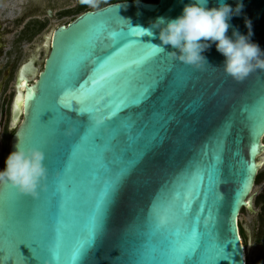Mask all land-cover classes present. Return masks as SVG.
<instances>
[{
  "label": "water",
  "instance_id": "obj_1",
  "mask_svg": "<svg viewBox=\"0 0 264 264\" xmlns=\"http://www.w3.org/2000/svg\"><path fill=\"white\" fill-rule=\"evenodd\" d=\"M226 2L235 8L238 0ZM242 2L243 10L229 22L233 27L227 35L232 36L233 28L247 35L245 20H251V40L264 50V0ZM188 3L190 0L122 1L86 12L54 31L43 69H26L32 83L26 75L27 85L19 91L21 75L16 84L12 124L17 123L19 116L21 119L10 138L6 158L15 150L19 137L21 146L26 149L39 147L45 152L47 168V177L42 181L38 198L24 197L25 210L16 219L27 227L28 221L37 216L45 231L51 232L60 214L57 182L69 179L62 172L63 162L72 139L82 131L77 116L60 125L57 148H45L41 143L42 137L53 127L51 120L46 121L52 118V112L58 111L57 105L63 99L61 66L68 52L101 20L110 19L115 30L125 35L113 39L101 37L93 43L90 51L81 45L83 59L74 81L77 87L84 84L91 87L93 79L106 76V80L101 81L104 87L99 95L104 96L103 103H107L112 98L108 93L113 92L115 96L120 90H135L141 83L163 75L167 69L184 82L183 88L166 93L172 79L169 76L143 104L122 114L133 116L136 121V127L130 133L135 138V147L139 149L149 143V150L123 182L108 214L104 236L90 251L84 264H125L126 242L137 228L143 226L153 203L167 199L171 187L196 166L211 167L216 172L209 182L205 180L198 204L204 209L201 230H206L213 241L223 244L228 254L217 264H246L238 217L241 209L250 204L264 152V130L253 134L252 122L245 110L250 112L264 104V70L254 71L243 81L234 80L225 74L222 66L225 57L216 50L215 44L203 53L208 63L199 67L185 64L172 55L170 52L176 51L179 55V51L171 45L163 46L165 51L144 65L134 63L148 50L156 48L154 44H162L158 29H153L152 36L143 29L151 28L159 17L177 18ZM216 4L217 0H210L209 7ZM19 93L23 98L22 110L15 102ZM47 111L42 117L44 122L41 115ZM65 115L71 116L70 111ZM108 130L105 126V135ZM77 169L79 174L75 180L87 183L91 179L90 166L78 163ZM7 185L0 183V197L9 190ZM192 212L197 213V209L193 208ZM16 229L6 203L0 198V264H36L25 244L19 245L20 253L17 250L9 259L8 247L12 240L18 239ZM43 264L49 262L45 260Z\"/></svg>",
  "mask_w": 264,
  "mask_h": 264
},
{
  "label": "snow or ice",
  "instance_id": "obj_2",
  "mask_svg": "<svg viewBox=\"0 0 264 264\" xmlns=\"http://www.w3.org/2000/svg\"><path fill=\"white\" fill-rule=\"evenodd\" d=\"M123 35L125 33L115 30L110 19L101 20L66 55L61 66L63 99L57 105L58 111L52 112L54 115L46 121L51 120L53 127L41 139L45 148H57L60 125L65 120L79 117L82 131L72 139L63 162L62 172L69 179L67 182H59L60 179L57 182L60 214L51 232L45 231L37 216L24 227L16 217L23 214V198L30 195L20 193L8 184L9 190L0 198H3L17 225L15 236L18 237L8 247L9 259L17 250L20 253L19 245L25 244L36 264H43L45 260L49 264H84L90 251L104 236L108 214L123 182L149 150V143L139 149L135 147V138L130 133L136 127V121L133 116L122 114L129 108L143 104L160 83L172 76L171 69L165 70L163 75L151 82L141 83L135 90H120L115 96L113 92L108 93L112 98L107 103H103L105 97L99 95L104 87L101 81L106 80V76L93 79L91 87L87 84L77 87L74 84L83 59L81 45L90 51L93 43L101 37L113 39ZM160 53V49L151 48L134 63L144 65ZM183 87L182 78L176 75L172 76L165 91L170 94V90ZM22 99H17V107ZM69 111L71 116H66L65 113ZM245 111L252 122L253 134L264 130V104L250 112ZM46 113L48 111L42 113L41 120ZM98 114H101L99 118ZM105 126L109 128L107 135L103 132ZM78 163L90 166L91 179L87 183L75 180L79 174ZM215 175L214 168L193 167L171 187L167 199L155 201L143 226L137 228L126 242L125 264H217L219 260L226 259L228 254L224 245L213 241L206 230H201L204 212L201 204H198L201 190L205 180L209 182ZM193 208L197 209V213L192 212ZM38 235L42 238L35 239Z\"/></svg>",
  "mask_w": 264,
  "mask_h": 264
},
{
  "label": "clouds",
  "instance_id": "obj_3",
  "mask_svg": "<svg viewBox=\"0 0 264 264\" xmlns=\"http://www.w3.org/2000/svg\"><path fill=\"white\" fill-rule=\"evenodd\" d=\"M82 3L94 6V0H81ZM210 0H190L185 4L182 14L175 19L159 17L149 29H143L150 36L153 29H158L161 45L154 46L165 51L167 45L179 51L170 52L188 65L200 66L207 62L203 55L212 44L225 59L223 70L226 75L236 81L245 80L256 70H264V50L259 44L252 42V22L245 20L248 34L244 35L233 28L232 36L227 33L229 22L243 10L242 0L236 7L230 6L226 0H217L214 7H209ZM142 29V28H141ZM45 152L39 147L25 148L18 143L15 150L5 160V168L0 170V183H8L18 192L38 198L42 181L47 177Z\"/></svg>",
  "mask_w": 264,
  "mask_h": 264
},
{
  "label": "flooded vegetation",
  "instance_id": "obj_4",
  "mask_svg": "<svg viewBox=\"0 0 264 264\" xmlns=\"http://www.w3.org/2000/svg\"><path fill=\"white\" fill-rule=\"evenodd\" d=\"M13 1H16L15 4L0 9V91L2 94L10 85L14 89L9 108L11 118L16 84L23 69H43L56 29L67 26L86 12L116 2L137 0H107L102 4L94 1V6L84 4L81 0ZM26 77L31 82L32 77Z\"/></svg>",
  "mask_w": 264,
  "mask_h": 264
},
{
  "label": "rangeland",
  "instance_id": "obj_5",
  "mask_svg": "<svg viewBox=\"0 0 264 264\" xmlns=\"http://www.w3.org/2000/svg\"><path fill=\"white\" fill-rule=\"evenodd\" d=\"M49 1V0H48ZM58 1H73V0H58ZM95 3H104L107 0H94ZM147 1V0H145ZM13 0H0V9H6L5 6L15 4ZM13 87L12 85L6 87V90L1 94L0 91V170L3 169L1 162L2 151L4 148V142L6 137H10L15 131L18 123L12 124L10 115V104L13 98ZM12 124V125H11ZM11 138V137H10ZM10 142V140H9ZM264 152L261 157V166L259 171H264ZM263 162V163H262ZM264 192V179L260 184L254 185L251 191V200L248 208H245L243 212L239 214L238 221L242 222L245 226L249 236L250 245L246 249V264H250L257 256L264 261V234H261L260 221L258 219L259 208L255 205V198Z\"/></svg>",
  "mask_w": 264,
  "mask_h": 264
},
{
  "label": "trees",
  "instance_id": "obj_6",
  "mask_svg": "<svg viewBox=\"0 0 264 264\" xmlns=\"http://www.w3.org/2000/svg\"><path fill=\"white\" fill-rule=\"evenodd\" d=\"M150 2H157V0H147ZM14 133V132H13ZM13 133L11 134L10 137H12ZM10 137H6L5 142H4V148L2 151V156H1V162L3 164V169L5 166V160H6V156L8 153V149H9V140ZM264 179V171H260L257 173L256 175V179H255V185L260 184V182H262V180ZM255 205L259 208V212H258V219L260 221V228H261V234H264V192H262L261 194H259L256 198H255ZM245 208L241 209V212L244 211ZM239 229H240V234L243 240V244L245 246V248H248L250 245V236L245 228V226L243 225L242 222H239ZM250 264H264V261L260 259V256H257Z\"/></svg>",
  "mask_w": 264,
  "mask_h": 264
},
{
  "label": "bare ground",
  "instance_id": "obj_7",
  "mask_svg": "<svg viewBox=\"0 0 264 264\" xmlns=\"http://www.w3.org/2000/svg\"><path fill=\"white\" fill-rule=\"evenodd\" d=\"M25 72H27L26 70H24L23 71V73H22V77H21V82L19 83V91H21L22 89H24L25 88V86L27 85V81H26V78H25V76L27 75V73H25ZM18 98H21V96H20V93L18 94V96L16 97V99H15V102H16V104H17V99ZM22 102H23V99H22V101H21V103H20V105H19V107H20V109L22 110ZM21 119V117L19 116L18 117V119L16 120V122H19V120Z\"/></svg>",
  "mask_w": 264,
  "mask_h": 264
}]
</instances>
